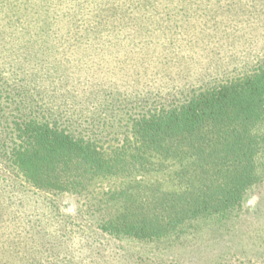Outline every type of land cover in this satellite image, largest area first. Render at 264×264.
<instances>
[{"label":"rangeland","instance_id":"rangeland-1","mask_svg":"<svg viewBox=\"0 0 264 264\" xmlns=\"http://www.w3.org/2000/svg\"><path fill=\"white\" fill-rule=\"evenodd\" d=\"M260 61L264 0H0V134L13 145L8 121L24 113L72 126L94 115L106 147L130 115ZM257 164L259 182L224 227L140 241L103 232L87 208L125 179L48 194L1 158L0 264H264V154Z\"/></svg>","mask_w":264,"mask_h":264},{"label":"trees","instance_id":"trees-1","mask_svg":"<svg viewBox=\"0 0 264 264\" xmlns=\"http://www.w3.org/2000/svg\"><path fill=\"white\" fill-rule=\"evenodd\" d=\"M94 117L85 126H72L49 110L14 117L8 121L13 145H6L2 132L0 159L48 194L84 195L98 180L125 179L87 207L97 227L114 237L178 238L205 222L222 228L261 178L264 61L130 115L124 133L113 135L116 144L101 143L105 125Z\"/></svg>","mask_w":264,"mask_h":264}]
</instances>
